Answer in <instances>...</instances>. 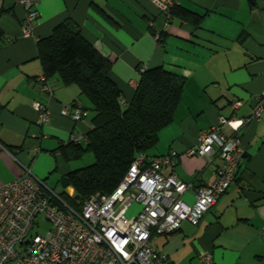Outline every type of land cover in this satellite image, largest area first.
<instances>
[{
    "label": "crops",
    "instance_id": "1",
    "mask_svg": "<svg viewBox=\"0 0 264 264\" xmlns=\"http://www.w3.org/2000/svg\"><path fill=\"white\" fill-rule=\"evenodd\" d=\"M156 1L35 0L38 17L31 35H24L23 6L17 0H0V186L26 166L49 191L62 196L56 182L77 169V159L67 161L61 146L73 135L90 131L91 104L76 84H65L58 74L49 77L53 96L39 91L34 82L43 74L37 41L62 22L79 29L111 61L122 104L130 101L147 68L162 66L184 78L172 121L146 153L175 150L173 171L179 179L194 186L212 180L219 159L189 156L186 150L219 116H247L264 90V0H158L202 15L199 24L170 15L167 27ZM235 100L241 104L233 109ZM36 102L49 110L46 124L39 123ZM71 102L87 108L88 118L62 116L61 106ZM222 131L231 135L236 130L227 123ZM239 133L244 156L238 182L245 188L238 191L233 183L197 226L184 221L177 231L154 237L157 249L176 264H199L202 249L212 253L216 264H264V113ZM183 198L192 203L193 188ZM132 207L139 209L138 204Z\"/></svg>",
    "mask_w": 264,
    "mask_h": 264
},
{
    "label": "built area",
    "instance_id": "2",
    "mask_svg": "<svg viewBox=\"0 0 264 264\" xmlns=\"http://www.w3.org/2000/svg\"><path fill=\"white\" fill-rule=\"evenodd\" d=\"M25 9L21 22L24 35H31L38 11L35 0H17ZM166 15L169 3L156 1ZM160 40V34L155 32ZM35 84L42 93L53 96L49 78L41 74ZM241 102L235 100L233 109ZM39 123L49 120L48 108L35 103ZM264 113V90L255 98L251 112L245 117L219 116L217 123L199 134L196 143L186 150L189 156L219 159V165L208 183L194 186L177 177L173 171L177 152L150 156L136 155L118 185L108 194L95 193L85 198L79 209L72 207L49 191L30 169L0 186V264H176L157 249L154 237L177 231L182 222L197 226L204 214L234 183L238 191V169L244 156L240 129ZM62 116L74 121L88 118L89 110L78 102L63 104ZM234 125L235 133L222 131L224 124ZM94 126L91 124V129ZM87 136L73 135L69 142L83 143ZM169 171L165 172L164 169ZM193 188V202L184 198ZM133 204L139 209L131 210ZM42 215L51 228L45 235L31 234V228ZM199 264H216L210 251L198 252Z\"/></svg>",
    "mask_w": 264,
    "mask_h": 264
},
{
    "label": "trees",
    "instance_id": "3",
    "mask_svg": "<svg viewBox=\"0 0 264 264\" xmlns=\"http://www.w3.org/2000/svg\"><path fill=\"white\" fill-rule=\"evenodd\" d=\"M169 13L192 24H199L202 18L180 5H172ZM37 56L44 75L58 74L65 84H76L91 104L94 128L86 134V145L69 142L61 146L67 161L79 159L87 150L94 156L92 164L74 169L64 178L80 199L65 194L59 197L64 202L71 198V206L79 209L88 196L112 192L136 155L155 146L159 131L173 119L184 78L162 66L147 68L130 101L122 104V92L111 76V61L69 22L59 23L50 35L37 41Z\"/></svg>",
    "mask_w": 264,
    "mask_h": 264
},
{
    "label": "rangeland",
    "instance_id": "4",
    "mask_svg": "<svg viewBox=\"0 0 264 264\" xmlns=\"http://www.w3.org/2000/svg\"><path fill=\"white\" fill-rule=\"evenodd\" d=\"M83 145L85 146L86 144L83 143ZM93 162H94L93 153L91 151L87 150V151H84V153L82 154V156L79 159H77V162H75L74 165H75V168H78V167L88 166V165L92 164ZM61 181L59 180L58 182H56V185H57V188H58L59 191L63 190V187L61 185ZM71 200L72 199L69 198V197H67L65 199V201L68 204H70V205L72 204ZM133 209L134 208L131 207V210H133ZM37 222L38 223H35L33 225V227L31 228V231H30L31 234L32 235L33 234H38V235H41V236L45 235L46 232L48 230H50V228H51L50 222L47 219H45L42 215H39L37 217Z\"/></svg>",
    "mask_w": 264,
    "mask_h": 264
},
{
    "label": "water",
    "instance_id": "5",
    "mask_svg": "<svg viewBox=\"0 0 264 264\" xmlns=\"http://www.w3.org/2000/svg\"><path fill=\"white\" fill-rule=\"evenodd\" d=\"M61 185L63 187L64 194L66 196H72L75 200L79 201L80 196L78 194H73V195L71 194L72 186L69 185V182L67 179H62Z\"/></svg>",
    "mask_w": 264,
    "mask_h": 264
},
{
    "label": "clouds",
    "instance_id": "6",
    "mask_svg": "<svg viewBox=\"0 0 264 264\" xmlns=\"http://www.w3.org/2000/svg\"><path fill=\"white\" fill-rule=\"evenodd\" d=\"M73 195V194H72Z\"/></svg>",
    "mask_w": 264,
    "mask_h": 264
}]
</instances>
